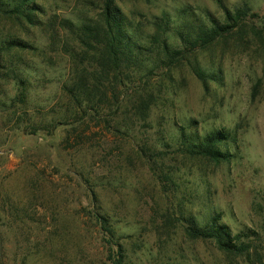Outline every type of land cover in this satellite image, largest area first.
I'll use <instances>...</instances> for the list:
<instances>
[{
  "label": "rangeland",
  "instance_id": "1",
  "mask_svg": "<svg viewBox=\"0 0 264 264\" xmlns=\"http://www.w3.org/2000/svg\"><path fill=\"white\" fill-rule=\"evenodd\" d=\"M104 1L36 0L34 23L0 15V50L6 49L0 77V264L108 262L116 247L107 243L98 215L123 246L125 264H228L214 240L194 239L186 231L193 221L206 225L214 213L234 234L258 232L264 251L260 22L191 55L172 79L163 69L154 72L151 82L167 91L145 123L127 109L133 92L124 97L120 114L106 110L101 118H77L63 86L71 72L68 50L78 44L59 29L63 21L78 26L96 17ZM115 4L127 20L145 19L146 34L164 13L177 25L208 13L224 20L225 9L244 4L264 16V0ZM138 38L144 45L146 37ZM12 39L27 48H9ZM146 53L151 69L156 64ZM197 60L213 78L207 86L191 68ZM218 131L229 137L222 147L227 160L187 152L183 135L202 139Z\"/></svg>",
  "mask_w": 264,
  "mask_h": 264
},
{
  "label": "trees",
  "instance_id": "2",
  "mask_svg": "<svg viewBox=\"0 0 264 264\" xmlns=\"http://www.w3.org/2000/svg\"><path fill=\"white\" fill-rule=\"evenodd\" d=\"M35 1L0 0V15L15 18L21 23H34L32 14L39 10ZM224 14V20L210 13L204 20L192 21L184 17L177 25L171 15L164 13L150 23L152 34H146L142 29L145 19L135 24L127 20L115 0H105L101 13L96 17L85 19L78 26L63 21L60 32L71 35L78 44V48L68 50L71 72L68 83L63 86L73 116L84 118L89 115L96 119L97 116L103 117L106 110L120 114L124 97L133 92L127 109L133 112L134 118L145 123L153 107L167 91L159 83L151 82L154 72L163 69L172 79L173 71L188 62L191 55L196 57L200 51L244 31L253 22H260V27H255L264 42V16L252 13L247 4L235 11L225 9ZM139 34L147 38L144 45L138 38ZM171 34L175 36L173 44L169 37ZM4 43L1 41L0 47ZM6 44L9 48L17 47L22 51L27 48L26 43L19 39L6 41ZM5 50H0V77L1 69L5 68L2 57ZM146 52L156 64L151 69L145 67L146 59L143 56ZM191 68L205 86L213 80L200 68L198 60ZM51 128H55V125H51ZM228 138L224 132L218 131L202 139L183 135V143L189 154L222 161L229 158V153L222 150ZM97 218L109 236L107 243L116 247L115 251L111 247L108 262L102 264H125L123 246L114 243L115 232L108 220L99 215ZM186 231L194 239L214 240L228 258V264H264L263 245H259L260 234L253 230L234 234L226 224L221 223L216 213L212 214L206 225L201 226L193 221Z\"/></svg>",
  "mask_w": 264,
  "mask_h": 264
}]
</instances>
